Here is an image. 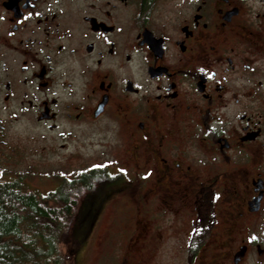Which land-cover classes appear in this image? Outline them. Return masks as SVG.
<instances>
[{"label":"flooded vegetation","instance_id":"1","mask_svg":"<svg viewBox=\"0 0 264 264\" xmlns=\"http://www.w3.org/2000/svg\"><path fill=\"white\" fill-rule=\"evenodd\" d=\"M19 130L110 144L101 204L129 194L136 235L264 264V0H0L1 159Z\"/></svg>","mask_w":264,"mask_h":264},{"label":"rangeland","instance_id":"2","mask_svg":"<svg viewBox=\"0 0 264 264\" xmlns=\"http://www.w3.org/2000/svg\"><path fill=\"white\" fill-rule=\"evenodd\" d=\"M16 135L22 152L8 159L0 158V180L25 176L28 188L40 195L58 190L65 180L76 179L94 168H105L114 161L110 144L99 139L78 156L66 159L68 155L59 152L41 157L34 151L30 132L19 130ZM107 180L98 183L93 192L80 199L71 241L62 249L66 264H197L192 262L188 251L186 225L179 229L176 239L161 241L153 235L147 240L144 233L135 234L139 227L137 220L141 218L129 194L118 195L101 204L109 180L113 179ZM113 182L110 181L111 186ZM167 220L162 221L164 227Z\"/></svg>","mask_w":264,"mask_h":264},{"label":"trees","instance_id":"3","mask_svg":"<svg viewBox=\"0 0 264 264\" xmlns=\"http://www.w3.org/2000/svg\"><path fill=\"white\" fill-rule=\"evenodd\" d=\"M25 179L0 180V264H66L62 249L71 241L80 199L110 177L104 167L94 168L47 195L31 191Z\"/></svg>","mask_w":264,"mask_h":264}]
</instances>
